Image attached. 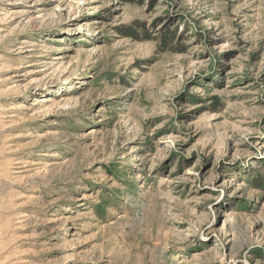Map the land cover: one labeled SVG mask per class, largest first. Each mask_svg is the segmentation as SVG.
<instances>
[{"label": "rangeland", "instance_id": "obj_1", "mask_svg": "<svg viewBox=\"0 0 264 264\" xmlns=\"http://www.w3.org/2000/svg\"><path fill=\"white\" fill-rule=\"evenodd\" d=\"M0 264H264V0H0Z\"/></svg>", "mask_w": 264, "mask_h": 264}, {"label": "trees", "instance_id": "obj_2", "mask_svg": "<svg viewBox=\"0 0 264 264\" xmlns=\"http://www.w3.org/2000/svg\"><path fill=\"white\" fill-rule=\"evenodd\" d=\"M126 29V31H129L130 32V37H133V38H136V32L131 28V27H128V28H125ZM164 43L165 44H168L169 43V40H168V37H166L165 39H164Z\"/></svg>", "mask_w": 264, "mask_h": 264}]
</instances>
